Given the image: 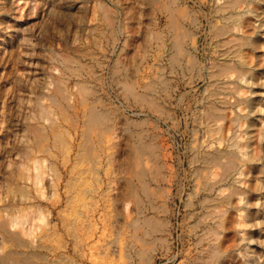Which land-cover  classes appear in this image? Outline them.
Returning <instances> with one entry per match:
<instances>
[{
	"label": "rangeland",
	"instance_id": "rangeland-1",
	"mask_svg": "<svg viewBox=\"0 0 264 264\" xmlns=\"http://www.w3.org/2000/svg\"><path fill=\"white\" fill-rule=\"evenodd\" d=\"M218 109L257 151L211 188ZM262 127L264 0H0V264H203L234 188L230 264H264Z\"/></svg>",
	"mask_w": 264,
	"mask_h": 264
},
{
	"label": "bare ground",
	"instance_id": "bare-ground-1",
	"mask_svg": "<svg viewBox=\"0 0 264 264\" xmlns=\"http://www.w3.org/2000/svg\"><path fill=\"white\" fill-rule=\"evenodd\" d=\"M230 41H231L230 39L227 40L228 43ZM242 44H243V42H242ZM237 52H238L239 57H240V52L239 51H237ZM238 60L240 61V63L243 61L241 59H238ZM228 69L229 68H225L224 71H226ZM230 69H233V68H230ZM244 72L245 71H243V70L240 71L239 77L243 76ZM242 79H243V77L241 78V80ZM221 102L226 103L225 98H223L221 100ZM241 102L242 101H236V105H239ZM223 111L224 110H219L218 115L212 114L209 116V118L212 117L213 119H215L214 120L215 124H213V127L207 131V134L209 133V136L212 137L213 139H215V141H217L218 143L223 142L225 137H226L225 130H226L227 124L231 123V122H236V125H237L239 130L238 131L236 130L237 131V132L235 131L236 133L234 132V136L232 138H230V142L228 145L231 147H234L237 150V152H229V153L222 154L221 150H218L214 154L205 156V159L203 160V162L205 163V169L211 170L215 167L220 168V172H219L218 176H215L218 180H214L212 184L208 183L211 188L214 187V185L217 184L218 182H221L226 177H228L232 172H234V173L238 172L239 176H242L239 178L238 177L234 178L233 179L234 182L242 181V183H245L247 181V179L250 178V175H251L250 169L252 167L246 166L244 168L245 171H243V169L238 171V168H237L235 161L233 159L235 158V159H238L239 161H243V162L247 161V160H253L256 157L255 152L257 151V147L256 148L253 147L252 149L250 148V150H248L249 141L253 137L252 131L249 130V128L252 126V124H250L249 122L247 123V119H245L243 116H240L238 114H235L234 118L230 119V121L229 120L224 121V119H222V118H224V116L222 115ZM219 117H222V118L217 119ZM220 120L223 121L221 124L219 123ZM228 128H229V126L227 127V129ZM203 131H205V130H203ZM262 131H264L263 127L259 131V136L261 135V137H263ZM250 186L252 188L254 186V184L250 185ZM250 201H251V197H250L249 190L248 191H241L238 188H234V189L230 190L228 194L221 196L218 199V203H224L227 206V208L216 211V213L214 212L215 213L214 222L216 223V225H218V227L221 230L217 229L215 231V233H213L215 235L214 244L209 247V250L207 251V255L203 261L204 262L203 264H230L231 258L233 255L230 254V251L232 250L230 248L231 245L227 244V242L225 241V238L227 235L226 234V231H227V227H226L227 216L226 215L228 214L229 208L240 209V207H239L240 203L247 204ZM245 217H246V215H242L241 213H239V219L237 221L238 226L243 225L242 222L245 221L244 220ZM243 239H245V237H243ZM233 241H235V240L233 239ZM235 247H236V245H235ZM254 256L255 255L253 252H248L247 258H246V263L247 264H250V263L253 264L255 261L251 260V259L254 258Z\"/></svg>",
	"mask_w": 264,
	"mask_h": 264
}]
</instances>
